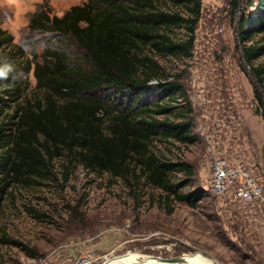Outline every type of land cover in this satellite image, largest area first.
I'll use <instances>...</instances> for the list:
<instances>
[{
    "label": "rangeland",
    "instance_id": "374dc122",
    "mask_svg": "<svg viewBox=\"0 0 264 264\" xmlns=\"http://www.w3.org/2000/svg\"><path fill=\"white\" fill-rule=\"evenodd\" d=\"M87 0H0V25L15 43L41 53L46 35L29 30L39 10L62 17ZM253 0H200L194 27L184 23L176 41H193L189 56L147 50L171 81L187 92L193 109L194 145L157 141L164 159L185 162L194 176L173 175L188 184L182 194L203 192L196 207L154 188L139 173L128 179L89 173L55 155L39 183L18 184L0 210V264H60L95 256L96 264L129 252L170 259L204 255L216 264H264V204L238 202L232 193H211L218 157L243 163L264 180V91L244 57V47L264 46V33L239 37L243 20L257 13ZM164 9L191 19L186 8ZM264 62V58L257 62ZM28 97H39L30 78ZM262 99H261V98ZM19 242L23 247L8 242Z\"/></svg>",
    "mask_w": 264,
    "mask_h": 264
},
{
    "label": "trees",
    "instance_id": "16d2710c",
    "mask_svg": "<svg viewBox=\"0 0 264 264\" xmlns=\"http://www.w3.org/2000/svg\"><path fill=\"white\" fill-rule=\"evenodd\" d=\"M243 20V41L264 33V0ZM163 5L189 10L191 19ZM200 0H87L62 17L39 10L29 30L45 36L41 53L26 52L0 25V61L12 71L0 79V210L11 189L35 184L51 172L55 155L89 173L128 179L141 173L154 188L196 207L203 192L180 193L194 176L191 165L161 158L157 141L189 146L192 112L183 85L171 81L147 50L189 56L192 39L176 41L184 23L194 27ZM244 57L264 91V46L244 47ZM36 81L39 97H28ZM261 98V97H260ZM262 99V98H261ZM23 247L19 242H8Z\"/></svg>",
    "mask_w": 264,
    "mask_h": 264
},
{
    "label": "built area",
    "instance_id": "2783aa9c",
    "mask_svg": "<svg viewBox=\"0 0 264 264\" xmlns=\"http://www.w3.org/2000/svg\"><path fill=\"white\" fill-rule=\"evenodd\" d=\"M210 191L218 197L232 193L234 198L244 205L264 204V180L255 176L243 163H234L223 157L213 161ZM96 262L97 258L89 255L74 262L60 264H96Z\"/></svg>",
    "mask_w": 264,
    "mask_h": 264
},
{
    "label": "bare ground",
    "instance_id": "6f19581e",
    "mask_svg": "<svg viewBox=\"0 0 264 264\" xmlns=\"http://www.w3.org/2000/svg\"><path fill=\"white\" fill-rule=\"evenodd\" d=\"M142 257L144 256L141 254L129 252L124 256L115 257L110 260L108 259L104 264H170L163 262L160 259L150 257H147L144 261H141L140 259ZM184 259L185 262L182 264H216L215 261L201 254H196L193 257L186 256Z\"/></svg>",
    "mask_w": 264,
    "mask_h": 264
},
{
    "label": "clouds",
    "instance_id": "9594fccd",
    "mask_svg": "<svg viewBox=\"0 0 264 264\" xmlns=\"http://www.w3.org/2000/svg\"><path fill=\"white\" fill-rule=\"evenodd\" d=\"M12 71V66L6 59L0 61V79H7L8 74Z\"/></svg>",
    "mask_w": 264,
    "mask_h": 264
},
{
    "label": "water",
    "instance_id": "95a60500",
    "mask_svg": "<svg viewBox=\"0 0 264 264\" xmlns=\"http://www.w3.org/2000/svg\"><path fill=\"white\" fill-rule=\"evenodd\" d=\"M161 261L170 263V264H182L185 262V259L184 257H177V258L164 259Z\"/></svg>",
    "mask_w": 264,
    "mask_h": 264
}]
</instances>
